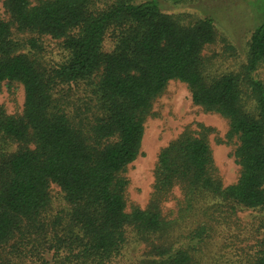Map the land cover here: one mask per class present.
Here are the masks:
<instances>
[{
  "label": "trees",
  "instance_id": "obj_1",
  "mask_svg": "<svg viewBox=\"0 0 264 264\" xmlns=\"http://www.w3.org/2000/svg\"><path fill=\"white\" fill-rule=\"evenodd\" d=\"M3 4L11 21L0 20V88L21 84L25 103L15 115L0 107V264H200L194 257L233 215L264 209V83L254 75L264 64V22L251 35L244 73L209 81L203 51L218 39L209 16L186 27L159 0ZM13 26L62 41L64 62L49 68L17 51ZM109 36L114 48L105 51ZM24 46L44 52L39 38ZM174 80L187 84L194 104L229 121L240 176L224 186L212 130H186L161 150L147 206L129 208L125 173L141 154L156 100ZM85 82L93 100L86 112L58 91ZM53 184L65 207L54 208ZM176 189L182 199L170 219L163 206ZM192 216L200 219L196 230L171 234ZM135 244L144 250L132 255ZM249 264H264V249Z\"/></svg>",
  "mask_w": 264,
  "mask_h": 264
},
{
  "label": "rangeland",
  "instance_id": "obj_2",
  "mask_svg": "<svg viewBox=\"0 0 264 264\" xmlns=\"http://www.w3.org/2000/svg\"><path fill=\"white\" fill-rule=\"evenodd\" d=\"M40 0H32L35 5ZM146 1V0H141ZM164 14L171 16L183 26H193L211 18L218 32L215 43L208 45L204 51L205 75L209 81L227 74L244 73L248 63L250 39L255 28L264 22V0H159ZM0 20L10 22V15L0 0ZM13 36L17 40L19 52H30L37 56L49 68H54L65 60L62 41L36 33H23L13 26ZM31 38H39L44 52L34 54L24 44ZM114 40L109 36L105 42V51H112ZM264 83V64L254 74ZM61 89L71 102L80 100L81 108L91 110V88L88 82L77 85L62 84ZM57 91V92H58ZM59 95V94H58ZM25 92L19 83L4 84L0 88V107L7 114H21L24 110ZM90 106L92 107L90 109ZM71 112L78 106L71 104ZM87 110V111H88ZM201 126L210 128L208 139L212 149L214 166L224 186L235 184L240 176V166L236 162V141H229V121L218 113L205 111L194 104L192 93L187 84L171 81L165 93L159 97L145 123V136L141 154L132 163L125 176L129 181L127 197L128 206L145 208L154 191L155 169L162 149L176 140L183 132L190 130L198 134ZM14 149L17 148L15 144ZM54 208L65 207L64 193L59 186H51ZM182 199L179 189L174 191V199L164 203L163 211L167 218L176 215L177 203ZM235 217V218H234ZM200 218V217H199ZM233 223L225 226L214 235L205 251L195 256L200 264H249L264 249V209H240L238 218L232 216ZM198 218L192 216L182 221L171 232L173 235L188 234L197 229ZM132 255L141 253L143 245H132Z\"/></svg>",
  "mask_w": 264,
  "mask_h": 264
}]
</instances>
